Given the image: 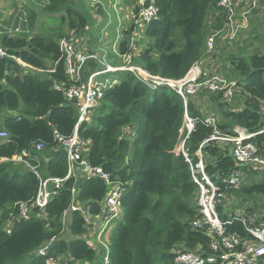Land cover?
Here are the masks:
<instances>
[{
    "label": "trees",
    "instance_id": "trees-1",
    "mask_svg": "<svg viewBox=\"0 0 264 264\" xmlns=\"http://www.w3.org/2000/svg\"><path fill=\"white\" fill-rule=\"evenodd\" d=\"M78 1L45 0L41 11L48 16L46 20L56 16L55 27L33 30L37 14L28 11L27 26L22 32L0 33V44L6 52L0 59V129L8 133L0 141V159L42 143L43 148L32 152L40 160L38 173L43 178H62L67 174L66 153L57 146L53 130L68 136L78 119L73 101L53 87L55 81L64 85L69 82L60 59L59 39L67 37L70 31L80 33L88 25ZM217 2L156 0L157 16L145 26V40L132 61L162 77L177 79L185 75L196 61L205 57L207 37L222 28L225 13ZM131 29L129 25L122 33L120 54L128 51ZM19 60L41 71L22 66ZM227 60L225 69L234 75L236 95L244 98V106L232 109L221 94L201 95H207L214 104V108L207 109L217 117L216 127L222 133L234 134L236 127L255 133L250 140L264 155V132H257L261 127L259 102L264 100V53L229 55ZM86 65L84 76L86 67L95 68L91 62ZM117 73L118 81L105 89L100 104L77 129L78 136L88 142L85 156L89 163L101 166L124 187L122 216L108 237L110 264H174L177 251L209 253L211 237L204 225L192 227V221L201 218L197 188L188 163L177 151L185 132L181 97L167 86L150 89L131 72ZM194 102L189 99L186 106L195 126L185 148L192 162L197 161L196 152L201 150L205 171L219 175L222 190L230 197L233 195L237 204L227 210L224 205L218 206L219 218L224 222L233 217L236 213L230 209L244 203L248 211L261 213L264 203L258 202L264 199V179L254 180L251 176L255 173L249 167L234 163L230 143L210 142L201 146L213 127L204 123L206 114ZM233 168H242L247 175L239 188L222 181ZM73 183V177L67 178L41 212L34 209L28 216L16 219V203L30 201L39 180L21 163L0 162V264H42L36 249L52 237L50 254L59 255L62 261L71 258L68 264L92 262L96 258V250L82 238L85 227L79 211L68 213L67 231H63L61 215L73 200ZM76 186L77 200L88 204L91 214L99 212L106 184L99 178L81 177ZM224 230L244 241L250 240L238 220L224 224Z\"/></svg>",
    "mask_w": 264,
    "mask_h": 264
},
{
    "label": "built area",
    "instance_id": "built-area-1",
    "mask_svg": "<svg viewBox=\"0 0 264 264\" xmlns=\"http://www.w3.org/2000/svg\"><path fill=\"white\" fill-rule=\"evenodd\" d=\"M100 1L90 0L92 9H97ZM217 4L225 13L222 28L207 37L205 57L200 61H196L185 75L177 79L152 74L132 62L134 53L138 48L137 44L142 39V29L157 16L156 0H137L136 9L130 24L132 29L129 32L128 51L120 54L122 64L119 66H112L103 60L101 62L103 68L95 70L85 77L83 75L84 66L95 55L80 46L78 39L74 35L75 33L72 31L68 33L67 37L59 39L58 43L61 48L60 59H63L64 71L69 82L64 85L62 82L55 81L53 82V87L61 89L64 97L69 101H73L78 109V119L70 135L65 136L53 130V137L58 144L57 146L63 148L66 153L67 174L62 178H43L40 176L38 173L40 160L32 151H39L43 148L42 143L34 144L32 146L33 150L27 148L11 158H1L0 162L11 160L25 165L34 172L39 180V186L34 197L30 201L16 203L18 206L16 219L28 216L34 209L41 212L63 181L73 177L74 183L70 189L73 200L61 215L63 229L66 227L65 220L68 213L70 211H79L82 214L85 227L82 238L87 243L88 241L91 243L92 239L95 238L96 245L103 250L100 264H110L106 233L110 227L121 219V199L124 187L117 178H112L110 173L104 171L101 166H94L89 163L85 156L88 142L78 136L77 129L100 104L105 89L118 81L116 78H111L107 75L103 76V74L115 71H128L150 89H156L160 86L169 87L181 97L184 105L185 132L177 145V151L181 153L184 160L188 163L191 178L197 188L196 203L201 218L193 220L192 227L197 228L202 224L204 225L207 234L211 237V251L206 254H201L198 251H177L174 253V264H207L217 261L222 264H264V210L256 214L246 209L247 204H242L238 206V210L233 217L228 218L224 222L221 221L217 213V207L224 205L226 194L222 190L221 184L218 183L219 175L209 174L205 171V161L200 149L196 152L197 161L192 162L188 149L185 148L186 139L195 126V119L189 115L186 107L189 99L203 93L221 94V99L231 104L236 95L235 91H238L234 78L212 73L211 68L209 70L202 68L200 66L201 61L207 62L211 60V55L215 49V38L218 35H221L223 40L229 43L237 41L239 33L248 26L251 13L260 7L264 8V0H218ZM113 9L116 11L120 9L117 0H113ZM22 30L23 28L21 27H15L13 30H9L8 33H20ZM103 55H105V52ZM4 56H6V52L0 44V59ZM20 64L31 70L41 71L24 62L20 61ZM53 69L46 71H53ZM207 108L209 107L207 106L206 109L204 107L202 110L206 114L204 123L212 126L213 129L210 135L202 140L201 146L210 142L230 143V155L238 167H249V169L264 167V155L259 152L257 145L250 140L255 133L246 132L240 127L235 128L234 134L222 133L216 127L217 117L213 112L209 113L210 110L208 111ZM258 112L261 117V127L257 132L262 133L264 132V100H260ZM124 130L127 132L128 128H124ZM7 136V131L0 129V141L7 138ZM77 171L85 178H99L107 186L106 193L99 202L100 210L95 214L89 212L88 204L80 202L76 198ZM245 176L246 173H244L242 168H233L222 181L226 185L239 188ZM233 220H238L242 224L250 236L249 241H244L234 233H225L224 224L231 223ZM53 240V237L50 238L36 249V254L43 259L42 264H67L69 261L72 262L71 258H66L65 261H62L59 255L53 256L50 254V244ZM74 263H78V261Z\"/></svg>",
    "mask_w": 264,
    "mask_h": 264
},
{
    "label": "crops",
    "instance_id": "crops-1",
    "mask_svg": "<svg viewBox=\"0 0 264 264\" xmlns=\"http://www.w3.org/2000/svg\"><path fill=\"white\" fill-rule=\"evenodd\" d=\"M83 1V0H82ZM41 2H45V0H41ZM118 6L120 7L118 12L123 11V18L126 23L122 24V26L116 25V34H118L116 37H119L118 42L115 43V41L112 40V37L109 34L108 31V23L107 20L108 17L112 16L113 14V0H101L97 9H92L90 3L88 6L82 7L86 14V18L88 21V25L85 27V29L80 32L74 34L75 37L78 39L80 46L83 47L88 52L95 55L94 58H91L86 63L88 66L89 62L95 65V68L92 70H88L89 68L86 67V70H84V74L87 77L91 72L95 70H99L103 68V65L101 62L105 60L108 64L112 66H119L122 64V59L118 50V45L120 40L123 36V31L129 27L131 24V20L133 18L137 0H117ZM80 9V8H79ZM28 10L25 8V0H0V33H3L4 31L13 30L15 27H21L23 28L24 25L27 26V20H28ZM96 12V13H95ZM115 12V11H114ZM262 12H264V8L260 7L253 11L249 17L248 26L247 28L243 29L240 33H245V36L243 37L244 42L246 43H252L254 42V37L259 36L262 34L261 27H264V18L262 17ZM123 23V22H122ZM258 28V29H257ZM264 30V29H263ZM145 28L142 29V36L144 35ZM222 37V36H220ZM144 38V37H143ZM145 40V38L143 39ZM260 45H258L255 50H253L251 53H264V42H259ZM262 43V44H261ZM108 46L111 48L108 49ZM105 52V55H103ZM250 53V54H251ZM133 62V61H132ZM134 63V62H133ZM136 64V63H135ZM211 63L209 61H201L200 66L204 69H210ZM88 70V71H87ZM119 71L103 74V76H109L111 78L118 79V73ZM264 80V79H263ZM192 101L195 100L194 104L200 107H205L203 104L205 101L201 102L200 96H196L191 98ZM202 103V105H201ZM206 107H210L211 105L205 104ZM232 109H241L244 106V98H240L238 95H235L234 99L232 100L231 104ZM9 114H15L14 112H8ZM237 128V127H236ZM239 130H241L239 128ZM255 170V171H254ZM255 174H258L260 172H264V167H258V168H251V172ZM83 177L82 174L77 171V180ZM253 178V175L251 176ZM232 203L225 204L224 203V209L227 210L233 206H236L237 204H234V197L233 195L230 197ZM261 201L258 203L261 204V202L264 203V199L260 198ZM226 201V200H225ZM246 204V203H244ZM230 210H234L235 213L238 210V207L232 208ZM114 228V225L109 228V231L106 233V238L108 240L109 235L111 234V230ZM91 235V234H90ZM88 239V236H87ZM88 241V240H87ZM95 238L92 239L91 243L88 241V244L90 247L96 250V252L99 254L103 253V250L101 247L96 245ZM101 257V255L99 256ZM98 257V259H99ZM94 264H97V261H94Z\"/></svg>",
    "mask_w": 264,
    "mask_h": 264
},
{
    "label": "rangeland",
    "instance_id": "rangeland-1",
    "mask_svg": "<svg viewBox=\"0 0 264 264\" xmlns=\"http://www.w3.org/2000/svg\"><path fill=\"white\" fill-rule=\"evenodd\" d=\"M109 1V0H108ZM45 2H41V0H25V8L32 12L34 11L37 15L34 18V22H35V28L33 30H44L47 27H55L56 26V22H54V17L56 16H52L50 19L46 20V18L48 17L47 15H45L44 13H42L41 11V7ZM90 3V0H79L78 1V8H80V10H82V12L85 14L84 10L82 9V7H86L88 6ZM115 11V12H114ZM113 11V15L108 17L107 20L109 22L108 23V31L110 36L112 37V40L116 42H118L119 37H116L118 34H116V25L117 26H122V24L126 23L124 21L123 18V11L118 12L116 10ZM33 12V13H34ZM96 13V12H95ZM86 16V14H85ZM123 22V23H122ZM258 29V28H257ZM264 27H261V31L263 30ZM221 35H218L215 38V49L213 54L211 55V60L209 61L212 65H211V72L212 73H217L220 75H224L226 77H232L234 78V75L232 73L227 72V70L225 69L227 66V58L229 55H237V56H244L246 57L247 55H249L253 50H255L256 48H258L257 46L260 45V41L264 42V32H262V34H260L259 36L254 37V42L252 43H246L243 40V37L245 36V33L240 34V36L238 37V40L235 42H226L223 40L222 37H220ZM142 40L137 44V47H142ZM144 41V40H143ZM262 44V43H261ZM111 47L108 46V49H110ZM236 93V91H235ZM201 102L205 101L208 102V104H211V106L214 108V104H212V101H210L207 97V95H199ZM205 96V97H204ZM217 97V95H214ZM207 98V99H206ZM211 102V103H210ZM202 105V103H201ZM205 106L206 109V105L203 104ZM208 113V112H206ZM255 171V170H254ZM253 171V172H254ZM245 181L247 180V175L244 177ZM253 179L254 180H261L264 179V172H260L258 174L253 175ZM228 203H232L231 202V198L230 195H226V201L225 204ZM262 206L260 207L261 210ZM66 226V223H65ZM63 231H67V228L65 227ZM65 238H67V234L65 233L63 235ZM101 255V257H99ZM99 257V259H98ZM101 259H102V253L99 254V252L97 253L96 258L92 261H86L85 263L83 262L82 264H94V261H97V264L101 263ZM68 264V262H67ZM74 264H78V263H74Z\"/></svg>",
    "mask_w": 264,
    "mask_h": 264
}]
</instances>
